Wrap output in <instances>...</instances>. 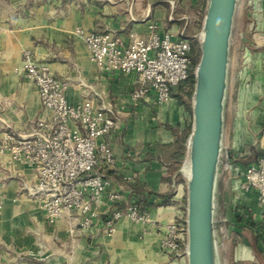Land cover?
I'll return each instance as SVG.
<instances>
[{
	"label": "crops",
	"instance_id": "obj_1",
	"mask_svg": "<svg viewBox=\"0 0 264 264\" xmlns=\"http://www.w3.org/2000/svg\"><path fill=\"white\" fill-rule=\"evenodd\" d=\"M207 5L208 0H0V141L9 126L28 133L37 119L52 116L43 107L36 85L20 69L24 53L30 51L36 60L49 65L55 77L67 82L71 102L92 98L96 108L119 117L118 128L105 138L118 156L127 159L129 172L136 175L131 183L141 184L144 190L132 188L114 168L102 166L100 170L132 190L150 217L146 221L123 217L112 234L105 231L104 216L88 227L73 213L51 222L40 203L28 195L27 187L36 180L34 167L0 152V246L46 256L51 249L56 254L69 250L61 264H188L187 254L178 259L161 249L164 231L158 223L183 214L184 187L166 171L160 156L161 150L177 149L183 140L187 163L192 108L177 98L178 89L163 102L154 90L134 102L131 92L139 85L138 74L100 70L76 28L112 32L127 45L133 34L148 35L152 23L162 31L182 30L190 24L192 31L186 33L196 38L203 29ZM178 13L185 14L178 17ZM256 58L264 68V53ZM261 89L252 88L254 99L262 98L253 103L256 127H264V75ZM257 136V156L249 154L244 163L264 159V132ZM244 206L251 223L235 226L240 217L230 219L234 224L230 234L243 237V242L230 252L225 233V264H264V203L257 200L255 191H249Z\"/></svg>",
	"mask_w": 264,
	"mask_h": 264
},
{
	"label": "built area",
	"instance_id": "obj_2",
	"mask_svg": "<svg viewBox=\"0 0 264 264\" xmlns=\"http://www.w3.org/2000/svg\"><path fill=\"white\" fill-rule=\"evenodd\" d=\"M150 27L148 35H131L127 45L112 32L76 28L100 70L138 74L139 85L131 92L134 102L146 99L152 90L159 102L170 99L187 80L192 65V36L183 30L162 31L157 23ZM20 69L36 85L43 107L52 116L37 119L28 133L9 126L0 141V152H9L14 160L27 161L34 167L36 180L27 187L28 195L40 203L49 221L73 213L82 217L83 227H88L104 216L105 231L112 234L123 217L149 220L132 190L100 170L102 166L114 168L126 183L136 178L128 170L127 159L118 156L105 138L118 128L119 117L96 108L92 98L71 102L67 82L55 77L49 65L36 60L30 51L24 53ZM226 169L235 193L233 208L241 218L235 226H248L250 211L244 206L247 193L255 191L257 200L264 203V159L243 163L228 153ZM104 205L107 207L103 210ZM181 216L158 223L164 231V251L176 256L187 254V221L184 213Z\"/></svg>",
	"mask_w": 264,
	"mask_h": 264
},
{
	"label": "water",
	"instance_id": "obj_3",
	"mask_svg": "<svg viewBox=\"0 0 264 264\" xmlns=\"http://www.w3.org/2000/svg\"><path fill=\"white\" fill-rule=\"evenodd\" d=\"M241 0H208L195 70L187 184L188 264H225L223 176L228 161L227 102Z\"/></svg>",
	"mask_w": 264,
	"mask_h": 264
},
{
	"label": "rangeland",
	"instance_id": "obj_4",
	"mask_svg": "<svg viewBox=\"0 0 264 264\" xmlns=\"http://www.w3.org/2000/svg\"><path fill=\"white\" fill-rule=\"evenodd\" d=\"M198 7V6H197ZM184 10V9H183ZM185 13H178L180 17ZM199 14V13H198ZM185 33L191 32L190 24L182 29ZM202 31H200L201 34ZM187 34V33H186ZM200 34L193 37L192 65L191 72L194 73L201 56ZM264 53V9L261 8V0H241V5L237 15V22L233 39V59L231 68V80L229 96L227 102V131L226 145L229 157L238 156L241 160H249L248 155L257 156V145L260 139L257 135L264 132V127H256L253 123V103L261 102L262 98L254 99L252 88H262L263 85V63L256 61V56ZM262 78V79H260ZM194 85L187 80L183 81L178 87L177 98L181 103L192 108ZM262 90V89H261ZM160 158L166 166V171L175 175L178 185H182L185 190L184 195V217L186 215L187 204V184L183 167L185 165L184 153L181 150L163 149ZM256 158V157H255ZM244 163V162H243ZM231 174L226 169L223 176L224 187V210L227 217L225 233L231 243L229 250L243 242V237L236 233L230 234L233 230L235 219L234 203L235 193L230 185ZM182 217V216H181ZM238 217V216H237ZM231 219V220H230ZM241 219V218H239ZM241 222V220H238ZM246 227V226H245ZM229 234V235H228ZM161 249L164 251L160 242ZM0 264H61L65 262L69 250L56 254L54 249L49 250L48 256L40 253H28L15 246L1 244ZM184 250V245L182 247ZM227 251V252H228ZM230 253H228V256ZM178 259H185L186 254L176 256ZM42 257V258H41ZM47 257V258H46ZM147 262V257L145 256ZM150 260V259H148ZM241 263V261L239 262Z\"/></svg>",
	"mask_w": 264,
	"mask_h": 264
},
{
	"label": "trees",
	"instance_id": "obj_5",
	"mask_svg": "<svg viewBox=\"0 0 264 264\" xmlns=\"http://www.w3.org/2000/svg\"><path fill=\"white\" fill-rule=\"evenodd\" d=\"M187 81H188V82H191V83H193V84H195V72L192 73L191 70H190V74H189V76H188V78H187ZM177 148H178L179 150H181L182 153L185 154L186 146L184 145L183 140H181V141H179V142L177 143ZM242 161H243V162H248L249 160H245V159H244V160H242ZM129 185L132 186V188H134L135 190H137V191H139V192H142V191L144 190L143 186H141V184H139V183H131V182H130ZM151 194H153V195H155V196H160L159 194L154 193V192H151Z\"/></svg>",
	"mask_w": 264,
	"mask_h": 264
},
{
	"label": "bare ground",
	"instance_id": "obj_6",
	"mask_svg": "<svg viewBox=\"0 0 264 264\" xmlns=\"http://www.w3.org/2000/svg\"><path fill=\"white\" fill-rule=\"evenodd\" d=\"M183 170L185 171V173L189 174V171H190L189 163H186L184 165Z\"/></svg>",
	"mask_w": 264,
	"mask_h": 264
}]
</instances>
